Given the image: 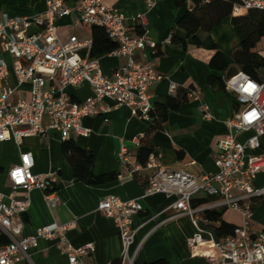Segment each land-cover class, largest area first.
<instances>
[{
  "label": "crops",
  "instance_id": "1",
  "mask_svg": "<svg viewBox=\"0 0 264 264\" xmlns=\"http://www.w3.org/2000/svg\"><path fill=\"white\" fill-rule=\"evenodd\" d=\"M104 2L127 16V24L133 33L140 35L136 29L139 23L145 27L144 35L157 43L155 49L147 46L145 50L138 51L135 59L154 62L157 69L168 77L151 89V101L164 119L162 127L149 131V123L135 115L130 106L117 105L110 98L104 99L101 106H108L110 110L85 116L82 124L87 133H73L70 138L78 146L93 151L96 175L118 173L117 179L96 185L77 179L73 164L64 151V139L57 129L48 128L43 135L27 137L20 147L13 139L0 140V193L7 202L12 196H25L22 189L14 193L9 171L20 163L22 152L29 151L35 159L34 173L58 176L60 201L57 206H51L44 191L39 188L29 191L31 205L21 216L25 224L24 235L35 234L41 226L75 220L67 232L73 245L91 242L95 246L92 253L82 257L81 264H115L121 254L120 230L113 219L99 210V203L110 195H116L122 200L139 199L143 205V210L133 220L135 237L130 252L135 255V264H148L160 259L167 264H215L211 258L217 257L219 250L210 240L211 224L203 219L200 212L197 213L199 224L204 229V241L194 248L189 247L188 239L194 236L195 227L190 215L174 207L177 196L147 193V172L144 170L131 175L129 165L121 162L119 152L122 145H126L131 152V161L140 163L137 154L143 144L142 139L146 137L154 150L161 153V162L168 168L187 169L196 176L216 171L219 142L228 134L225 121L239 109L233 94L214 78L221 76L224 81L240 71L234 59L239 37L233 28L231 15L224 16L210 29L199 28L196 38L189 37L183 43L173 38V34L186 9L195 6V0H187L185 7H178L174 0H155L149 10L147 0ZM77 3L78 0L65 1L67 6ZM46 10L47 0H0V15H46ZM246 12L244 8L234 7L232 15H244ZM142 13L145 14L144 19L139 20L138 15ZM55 24L64 41L72 36L81 41L92 37L91 27L80 20L77 12L55 17ZM36 29L39 27L33 28ZM254 51L264 56V35L257 41ZM216 52L227 63L226 68L219 66L222 59H217L215 65L210 63ZM81 53L84 54V50ZM6 56L11 72L8 83L16 86L18 81L12 58L8 54ZM126 61L125 57L115 55L100 57L102 71L106 75H112ZM255 80L264 83V65L258 69ZM171 82L179 86L176 91H171ZM19 88L22 94L31 96L29 83H23ZM182 88L199 90V99L184 97ZM66 91L78 103L93 94L88 82L69 86ZM14 98L17 99L18 95ZM175 103L177 106L173 107ZM204 105L212 115L210 118L204 115ZM45 125H48L47 119ZM251 134L252 130L238 132L236 140L243 142ZM192 160L196 162L191 164ZM254 184H264V170L256 175ZM252 210V227L258 231L264 227V196L253 203ZM222 219L235 227L242 223L241 214L231 209L224 210ZM29 254L28 260H19L16 264H69L67 255L52 240L41 239L39 246L31 248Z\"/></svg>",
  "mask_w": 264,
  "mask_h": 264
},
{
  "label": "built area",
  "instance_id": "2",
  "mask_svg": "<svg viewBox=\"0 0 264 264\" xmlns=\"http://www.w3.org/2000/svg\"><path fill=\"white\" fill-rule=\"evenodd\" d=\"M65 1L47 0L46 15H0V140L13 139L20 147L25 138L43 135L48 128L59 130L64 140L73 133H87L82 119L109 111L110 107L101 106L106 98L113 99L117 105L130 106L133 113L145 121H151L156 115L151 89L168 77L154 62L138 61L135 55L147 46L155 49L157 43L133 33L127 16L104 0H78L75 6H67ZM154 4L155 0H147L148 10ZM235 8L264 11V0H238ZM73 12L78 13L84 24L105 28L107 35L117 42L118 46L107 54L125 57L127 61L112 75L103 73L100 57H91L92 37L86 41L77 36L67 41L60 38L55 17ZM144 16L139 14L138 19L143 20ZM34 27L39 29L33 30ZM7 54L16 71V86L8 83L11 72ZM86 82L91 85L93 94L83 102H75L67 87ZM23 83L31 85L30 97L20 92L19 85ZM178 87L170 83L171 91ZM225 89L233 94L239 109L225 121L228 134L219 142L215 172L196 176L187 169L168 168L162 164L158 150L150 153L146 166L133 163L130 149L124 144L119 158L129 165L131 175L146 167L153 170L147 193L177 196L174 207L190 215L195 227L194 236L188 239L189 247L194 248L204 241V229L197 214L203 206L192 205L196 195L204 194L214 198L207 206L231 209L242 216V223L231 234L216 239L210 233V240L219 250V255L211 258L215 264H264V227L255 231L251 223L253 203L264 196V184H254L256 175L264 170V83L240 70L225 79ZM199 94V90L188 88V98L197 100ZM202 108L204 115L210 118L208 107ZM46 119L48 125H45ZM247 130H252V134L245 141L236 140L238 132ZM34 165L32 152L26 151L22 152L20 163L9 171L14 193L22 189L26 192L24 197L12 196L7 202L0 193V235L8 239L0 244V264L28 260L30 249L38 247L41 239L55 241L67 255L69 264H81L82 257L92 253L95 246L91 242L73 245L67 232L75 220L41 226L32 235L23 234L25 224L21 216L31 205L29 191L33 188L44 191L51 206H57L60 201L58 176L34 173ZM99 210L119 227L120 264H135V255L130 252L135 237L133 220L143 210L142 203L139 199L122 200L110 195L99 203Z\"/></svg>",
  "mask_w": 264,
  "mask_h": 264
},
{
  "label": "trees",
  "instance_id": "3",
  "mask_svg": "<svg viewBox=\"0 0 264 264\" xmlns=\"http://www.w3.org/2000/svg\"><path fill=\"white\" fill-rule=\"evenodd\" d=\"M187 0H174L178 7H185ZM238 4V0H210L203 2L195 0V6L191 9L187 8L183 16L178 22V29L173 34V38L186 43L189 37L196 38L195 34L199 28L210 29L212 25L217 23L226 15H231L233 28L239 37L238 49L235 51L234 59L239 66V70L247 73L252 78H256L258 69L264 65V56L254 51L257 41L264 35V11L255 9H246L244 15H232L234 7ZM137 34L144 35L145 27L137 24ZM93 45L91 48V57H101L106 55L111 50L115 49L118 44L111 39L105 28L101 26L91 27ZM217 59H222L221 68H226L227 63L223 60L221 54L216 52L211 64L215 65ZM232 75V74H231ZM219 85L224 88L225 80L221 76H214ZM184 97H188V88H182ZM177 104H173L176 107ZM162 113L156 108V115L149 123V131L161 128L163 124ZM143 144L140 146L137 154V160L143 166L147 165L149 155L154 148L146 141V137L142 139ZM64 151L71 163L73 164L75 176L78 180L84 181L87 184L96 185L103 184L117 179L118 173L111 172L101 175H96L93 170L95 163V154L92 150L78 146L72 139L64 140ZM147 175H152L153 170L150 168L144 169ZM214 201V198L208 195L195 196L192 200L193 207L203 206L200 213L204 220H207L210 225L211 233L216 239L229 235L233 232L235 225L230 224L222 219L225 208L223 207H208L207 205ZM218 222V225L215 223ZM8 239L0 235V244L6 243ZM115 264H120V258ZM148 264H167L165 260L160 259Z\"/></svg>",
  "mask_w": 264,
  "mask_h": 264
}]
</instances>
